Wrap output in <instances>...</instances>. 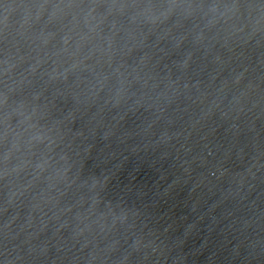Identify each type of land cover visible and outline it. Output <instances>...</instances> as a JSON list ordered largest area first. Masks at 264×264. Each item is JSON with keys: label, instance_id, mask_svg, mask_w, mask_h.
Instances as JSON below:
<instances>
[{"label": "water", "instance_id": "obj_1", "mask_svg": "<svg viewBox=\"0 0 264 264\" xmlns=\"http://www.w3.org/2000/svg\"><path fill=\"white\" fill-rule=\"evenodd\" d=\"M0 264H264V0H0Z\"/></svg>", "mask_w": 264, "mask_h": 264}]
</instances>
